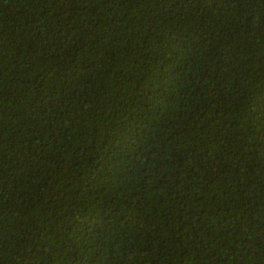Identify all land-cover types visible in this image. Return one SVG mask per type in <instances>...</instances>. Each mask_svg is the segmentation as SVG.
Returning a JSON list of instances; mask_svg holds the SVG:
<instances>
[{"label": "trees", "instance_id": "trees-1", "mask_svg": "<svg viewBox=\"0 0 264 264\" xmlns=\"http://www.w3.org/2000/svg\"><path fill=\"white\" fill-rule=\"evenodd\" d=\"M0 264H264V0H0Z\"/></svg>", "mask_w": 264, "mask_h": 264}]
</instances>
